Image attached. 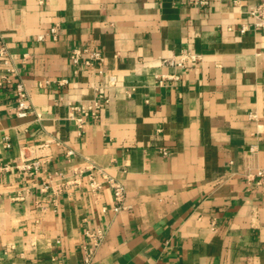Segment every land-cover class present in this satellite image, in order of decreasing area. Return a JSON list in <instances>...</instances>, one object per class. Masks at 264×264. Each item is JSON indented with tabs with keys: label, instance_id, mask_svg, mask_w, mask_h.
<instances>
[{
	"label": "crops",
	"instance_id": "1",
	"mask_svg": "<svg viewBox=\"0 0 264 264\" xmlns=\"http://www.w3.org/2000/svg\"><path fill=\"white\" fill-rule=\"evenodd\" d=\"M262 1L0 0L15 69L0 86V166L42 161L0 177V264H83L97 231L89 264H264V32L249 13ZM86 47L102 74L76 73L70 54ZM183 51L199 63L162 65ZM94 99L100 117L80 128L71 104Z\"/></svg>",
	"mask_w": 264,
	"mask_h": 264
},
{
	"label": "built area",
	"instance_id": "2",
	"mask_svg": "<svg viewBox=\"0 0 264 264\" xmlns=\"http://www.w3.org/2000/svg\"><path fill=\"white\" fill-rule=\"evenodd\" d=\"M196 3L200 4H207L208 0H193ZM250 15L254 18L255 22L254 25L257 29H260L264 32V1H262L260 4L252 7L249 11ZM58 26L53 27L50 30L51 37L56 40L58 36ZM41 39L44 38V36L40 37ZM70 59L72 61L73 66L77 68L81 66H85L88 68H95L100 71V74H102L101 65L104 63V56L102 52L99 49H90V48H76L74 49L70 54ZM201 59L200 55H197L193 52L189 51H183L179 55L165 59L162 61V65L164 66H170L177 69H186L189 64H198ZM0 64L8 65V69L6 74H4L0 79V86H2L5 82L9 81V75L15 72L14 67L11 64V60L8 55V49L4 42L0 39ZM162 78H172L175 80H179V75H173L171 77L169 76H161ZM65 82V81H63ZM109 82L111 85H115L116 83V77L111 76L109 77ZM16 96H17V114L19 117H26L31 113V105L29 102V96L28 92L25 89L24 85L22 83H19L16 85ZM102 99H105V103L109 102L108 98H105L103 95L100 96ZM71 109L75 112H78L81 114L80 117L77 118L79 127L82 128L87 120L89 119H98L100 117V109L101 104L99 99H94L92 101H78L76 103L71 104ZM44 148H49V145H44ZM74 152L72 150L68 151L67 155L69 157H72ZM42 161L39 159L30 161L29 159L17 166L12 165H1L0 166V177L4 175L5 173L13 170L14 168L18 170L20 173H23L25 175H36L40 169ZM93 168V166L91 167ZM103 174L105 180L104 182L108 183L112 186L114 189V195H115V201L117 203L115 207V211H121L124 209H127L124 205V202L126 200V192L125 187L118 182L117 180L113 179L112 177L106 175L103 170H100ZM81 170H77L78 174H81ZM259 176L261 178H264V171H260ZM58 177H61L64 179V175L62 173L57 174ZM80 177H77L75 179V182L79 181ZM90 186L93 191H98L102 188V184L95 180L93 176L90 177ZM70 183V181L67 182V184ZM88 237L90 238V245L87 246L86 249V256L83 264H89L90 261L93 259V256L100 246L102 240H103V233L100 231L97 232H89L87 233Z\"/></svg>",
	"mask_w": 264,
	"mask_h": 264
}]
</instances>
